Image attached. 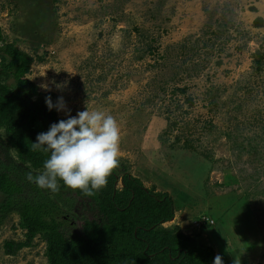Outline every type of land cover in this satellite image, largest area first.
Here are the masks:
<instances>
[{"label": "rangeland", "instance_id": "1", "mask_svg": "<svg viewBox=\"0 0 264 264\" xmlns=\"http://www.w3.org/2000/svg\"><path fill=\"white\" fill-rule=\"evenodd\" d=\"M0 28L1 46L33 57L40 92L116 119V169L171 196L164 227L200 235L223 264H264V0H0ZM17 221L0 226V264H45L38 239L4 254L23 240Z\"/></svg>", "mask_w": 264, "mask_h": 264}, {"label": "trees", "instance_id": "2", "mask_svg": "<svg viewBox=\"0 0 264 264\" xmlns=\"http://www.w3.org/2000/svg\"><path fill=\"white\" fill-rule=\"evenodd\" d=\"M2 43L0 28V131L6 137L0 138V226L15 216L23 234V240L3 242L4 254L14 257L38 239L45 264H212L215 251L200 235L164 227L175 216L171 196L146 188L124 166L115 168L107 185L92 196L62 181L56 193L27 181L29 171H43L48 156L32 150V142L62 120L55 108L48 110L45 97L55 104L59 96L40 92L27 79L32 56ZM261 57L253 55L255 69ZM208 227L202 223L198 230Z\"/></svg>", "mask_w": 264, "mask_h": 264}, {"label": "clouds", "instance_id": "3", "mask_svg": "<svg viewBox=\"0 0 264 264\" xmlns=\"http://www.w3.org/2000/svg\"><path fill=\"white\" fill-rule=\"evenodd\" d=\"M41 87L48 90L47 85ZM45 104L49 111L53 108L64 111L67 118L37 134L32 150L48 156L43 161V171L36 175L29 171L27 181L52 193L59 191V181H62L71 189L94 195L107 185L108 177L119 165L120 128L116 119L87 107L72 116L63 97H58L54 104L46 96ZM213 264H223L220 255L214 257Z\"/></svg>", "mask_w": 264, "mask_h": 264}, {"label": "built area", "instance_id": "4", "mask_svg": "<svg viewBox=\"0 0 264 264\" xmlns=\"http://www.w3.org/2000/svg\"><path fill=\"white\" fill-rule=\"evenodd\" d=\"M197 222V223H196ZM202 223H209V220L205 217H200L199 220L195 221L193 224L196 228L194 229H197V227H199L200 224Z\"/></svg>", "mask_w": 264, "mask_h": 264}, {"label": "crops", "instance_id": "5", "mask_svg": "<svg viewBox=\"0 0 264 264\" xmlns=\"http://www.w3.org/2000/svg\"><path fill=\"white\" fill-rule=\"evenodd\" d=\"M169 223V222H168ZM215 256H216V252H215ZM213 264V263H212Z\"/></svg>", "mask_w": 264, "mask_h": 264}]
</instances>
